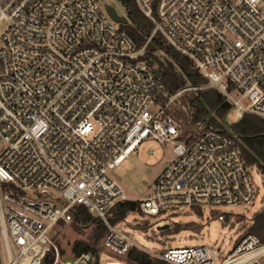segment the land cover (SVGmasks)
I'll return each instance as SVG.
<instances>
[{"label":"built area","instance_id":"2783aa9c","mask_svg":"<svg viewBox=\"0 0 264 264\" xmlns=\"http://www.w3.org/2000/svg\"><path fill=\"white\" fill-rule=\"evenodd\" d=\"M154 30L142 48L100 0H0V264H134L132 237L109 225L126 199L110 171L149 140L175 159L139 201L143 215L252 205L258 195L239 138L194 122L184 93L216 89L234 116L264 119V0H134ZM159 34L209 83L171 94L142 57ZM149 158L157 153L145 149ZM109 227L99 254L63 255L51 233L77 207ZM218 220L226 223V215ZM166 264H264L245 234L216 246L170 248Z\"/></svg>","mask_w":264,"mask_h":264},{"label":"rangeland","instance_id":"374dc122","mask_svg":"<svg viewBox=\"0 0 264 264\" xmlns=\"http://www.w3.org/2000/svg\"><path fill=\"white\" fill-rule=\"evenodd\" d=\"M100 3L104 9L106 5H109L120 16H128L127 8L121 0H100ZM3 31L4 27H0V36ZM156 55L163 60L167 59V56L161 51L157 52ZM202 87L206 88V86ZM192 91L194 90L188 92ZM185 94L187 93H184L181 98L182 102H184ZM236 121L238 120L231 110L224 122L225 129L231 131L230 126ZM148 146H152L156 150L157 155L153 159L145 154V149ZM174 159L172 144H160L157 141L149 140L143 143L137 152L128 156L122 164L112 169L110 175L121 186L127 200L140 201L151 195V187L155 179ZM250 167L255 185L258 188L257 198L252 205H239L234 208L183 207L168 210L156 216L143 215L140 211L131 212L124 222L116 225L110 222L111 214L109 225L118 226L120 230L128 233L135 244L132 250L145 253L153 264H158L161 261L158 255L170 248L216 246L224 254H228L239 240L248 233L254 215L264 210V174L257 165ZM220 214L228 217L226 223L218 220ZM98 223H103L107 227V233L100 241L94 242L91 238ZM166 225L169 226L168 229H159ZM108 231L107 224L97 219L95 223L89 224L82 222H73L70 225L61 224L50 236L65 256H75V249L80 243L89 245L92 251L95 250L96 254H99L103 251V242ZM71 261L70 256L62 259L63 264Z\"/></svg>","mask_w":264,"mask_h":264},{"label":"trees","instance_id":"16d2710c","mask_svg":"<svg viewBox=\"0 0 264 264\" xmlns=\"http://www.w3.org/2000/svg\"><path fill=\"white\" fill-rule=\"evenodd\" d=\"M121 1L127 8L130 21L127 26L121 27L133 38L137 48L140 49L151 36L154 24L142 14L134 0ZM159 51L163 52L167 59L163 60L158 57L156 53ZM142 59L154 67L158 77L171 94H176L178 91L188 87L200 88L207 86L209 83L194 68L190 59L166 45V42L159 34L155 35L148 44ZM186 93L183 103L190 108L194 122L208 120L216 128L225 130L224 122L232 110V106L219 91L210 88ZM230 129L238 136L239 148L248 165H257L264 174V119L255 115H245L241 120L234 122ZM139 204V201L131 200L119 202L111 212V224L116 225L124 222L131 212L139 211ZM226 219H228L227 216ZM96 220L84 207H77L74 222L89 224L95 223ZM106 233L107 227L103 223H98L91 239L94 242H98ZM248 233L257 236L264 243V210L254 215ZM83 252L96 254V251H92L89 245L80 243L76 247L75 253L79 255ZM127 259L134 264H153L148 255L135 249L130 251ZM158 264L166 263L160 261Z\"/></svg>","mask_w":264,"mask_h":264},{"label":"water","instance_id":"95a60500","mask_svg":"<svg viewBox=\"0 0 264 264\" xmlns=\"http://www.w3.org/2000/svg\"><path fill=\"white\" fill-rule=\"evenodd\" d=\"M105 9H106L108 15L110 16V18L115 23L120 24L122 26H127L130 23L128 16H120L112 6L106 5ZM168 228H169V226L166 225V226L160 227L159 229L160 230H166Z\"/></svg>","mask_w":264,"mask_h":264}]
</instances>
